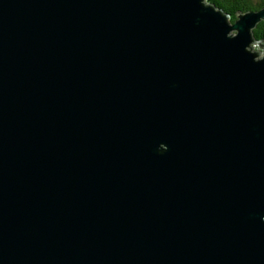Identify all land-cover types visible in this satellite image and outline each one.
Returning <instances> with one entry per match:
<instances>
[{"label": "water", "instance_id": "water-1", "mask_svg": "<svg viewBox=\"0 0 264 264\" xmlns=\"http://www.w3.org/2000/svg\"><path fill=\"white\" fill-rule=\"evenodd\" d=\"M263 20L0 0V264H264Z\"/></svg>", "mask_w": 264, "mask_h": 264}, {"label": "trees", "instance_id": "trees-1", "mask_svg": "<svg viewBox=\"0 0 264 264\" xmlns=\"http://www.w3.org/2000/svg\"><path fill=\"white\" fill-rule=\"evenodd\" d=\"M208 2L228 13L232 22L236 21L239 13L264 7V0H208ZM253 36L258 41H264V20L253 29Z\"/></svg>", "mask_w": 264, "mask_h": 264}, {"label": "rangeland", "instance_id": "rangeland-1", "mask_svg": "<svg viewBox=\"0 0 264 264\" xmlns=\"http://www.w3.org/2000/svg\"><path fill=\"white\" fill-rule=\"evenodd\" d=\"M235 32H236V30H235ZM252 45H253V48L251 49L252 51L259 53L260 56L264 55V48L261 47V43L255 42V43H252Z\"/></svg>", "mask_w": 264, "mask_h": 264}]
</instances>
